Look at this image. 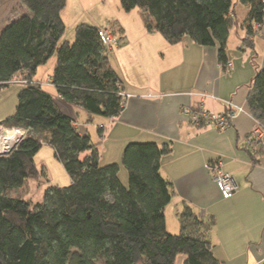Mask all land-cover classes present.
Listing matches in <instances>:
<instances>
[{
    "label": "trees",
    "instance_id": "trees-1",
    "mask_svg": "<svg viewBox=\"0 0 264 264\" xmlns=\"http://www.w3.org/2000/svg\"><path fill=\"white\" fill-rule=\"evenodd\" d=\"M17 1L30 14L0 34V91L16 82H36L38 70L55 57L49 79L61 101L90 117L117 118L124 109L123 91L108 59L115 48L104 46L98 36L104 27L78 25L74 41L62 42L66 0ZM238 2L249 8L241 28L245 47L252 48L264 23V0ZM120 7L144 14L146 30L170 45L187 38L217 47L218 62L226 68V45L236 26L232 0H120ZM110 25L115 34V24ZM118 39L120 47L124 38ZM17 86L15 112L2 124L27 135L0 156V264H174L180 254L184 264H222L209 240L212 218L185 207L178 216L180 233L166 231L165 209L173 193L160 162L171 151L169 143H129L120 164L101 165L99 144L79 133L45 88ZM246 104L264 127V69L255 76ZM43 144L63 166L69 186H47L38 203L11 196L26 181L43 176L34 159ZM121 166L128 187L119 178Z\"/></svg>",
    "mask_w": 264,
    "mask_h": 264
},
{
    "label": "crops",
    "instance_id": "crops-1",
    "mask_svg": "<svg viewBox=\"0 0 264 264\" xmlns=\"http://www.w3.org/2000/svg\"><path fill=\"white\" fill-rule=\"evenodd\" d=\"M79 1L71 0V5L78 6ZM232 2L236 26L226 45L230 71L219 64L217 47L198 46L187 38L170 45L159 34L146 30L144 14L138 10L126 13L115 1L107 0L104 3L110 13L104 21L93 23L86 18L84 24L101 29L114 23L115 37L124 38L120 47L108 54L123 93L130 96L122 113L109 119L113 122L107 125L106 119L90 117L61 101L53 87L45 90L61 112L77 121L80 134L92 138L89 128H96L101 165L119 164L129 143H169L171 151L160 162V174L171 183L173 193L165 209L166 231L180 233L178 216L188 207L197 216L214 220L209 240L218 261L263 264L264 144L247 143L256 124L248 113L246 99L255 76L264 69V23L252 39V48H246V31L241 25L249 8L237 0ZM68 4L66 0L61 13L64 25ZM43 69L38 70L37 81L45 76ZM227 104L242 107L247 113L235 116L225 131L193 124L181 114L185 107L224 114ZM103 125L107 126L98 139V126ZM217 162L238 186L231 199L220 196L206 170Z\"/></svg>",
    "mask_w": 264,
    "mask_h": 264
},
{
    "label": "rangeland",
    "instance_id": "rangeland-1",
    "mask_svg": "<svg viewBox=\"0 0 264 264\" xmlns=\"http://www.w3.org/2000/svg\"><path fill=\"white\" fill-rule=\"evenodd\" d=\"M103 1L105 2L107 0H80L77 6L76 5L77 3L76 4L72 3L71 5V0H69L68 9L66 11L67 13L64 14L66 31L62 38V42L67 41V42L72 43L74 41L73 34L75 30L72 27L76 28L78 25L84 24L86 21V18H91L93 20V23H101L102 21H104V16H107L110 12H109V8L106 6V4ZM114 1L115 3H117L116 6H118V8L121 9L120 0H113V2ZM29 14L30 12L25 7H23L17 0H0V34L11 22L19 19L22 16L29 15ZM106 26H108L111 30L110 24H107ZM255 28L257 29L258 27H255ZM111 33L113 36H115L112 30H111ZM243 44H244V41H243ZM55 62H56L55 57H52L50 61L48 62V64L45 67H43L45 76L51 72L53 66L55 65ZM41 76H42L41 77L42 81L26 82V84L27 85L38 84L39 86H42L43 88H47V89L50 87H53L51 84V80L48 79V76L47 78L43 74ZM18 84L21 86V83L16 82V83H13V85H9L7 88L2 89L0 91V135L2 134L4 130H12V129H8L5 126H3L2 122L6 118L12 116L15 112V107L17 104V91L19 88L17 86ZM227 107H228V110L225 113L231 114V112L229 111L230 107L229 106ZM235 116L233 118H235ZM184 117L187 118L186 116ZM79 121H82L84 122V124H86L85 121H83L82 119H80ZM112 122H113L112 120H107V125H111ZM74 124L76 128L79 129V126L76 120H74ZM255 124H257L256 121H255ZM107 125L98 126V128L102 132V130H104ZM25 133L26 134L22 135L23 139L21 138L20 142L25 139L27 135V131ZM89 133L91 134V137H92L91 138L92 143L93 144L98 143V140H97L98 135L96 134V128L94 126H91L89 128ZM99 137L98 139H101L102 134H101V137L100 138ZM249 139L247 140V143L250 145L254 143H264V142H256L255 140L249 141ZM17 146H15L11 151L7 153H3V155H0V156H5V155L10 154L14 149L17 148ZM42 146L43 147L37 152L34 159H35V163L38 166V168L42 170L43 176L39 178L38 180L26 181L20 189L13 190L10 193L11 196H17L23 200L30 201L32 203H38L42 200L43 192L47 186L52 185V186H59L61 188L69 186V178L67 174L65 173L61 163L56 159L52 149L45 146L44 144ZM102 165H105V164H102ZM206 170L208 171V173L212 177V180L214 181L213 171H209L207 167H206ZM221 170H222V167H221ZM119 178L121 182L123 183V185L128 187V175H127L126 170H124L122 166L119 172ZM184 261H185V255L180 254L176 257L174 264H184Z\"/></svg>",
    "mask_w": 264,
    "mask_h": 264
},
{
    "label": "built area",
    "instance_id": "built-area-1",
    "mask_svg": "<svg viewBox=\"0 0 264 264\" xmlns=\"http://www.w3.org/2000/svg\"><path fill=\"white\" fill-rule=\"evenodd\" d=\"M98 36L101 43L108 48H116L120 44L119 39L112 35L111 30L108 26L101 29L98 33ZM225 69L226 71H230L231 65L227 64ZM21 84L26 85V82H22ZM120 96L122 97L123 104L125 106L126 102L130 99V96L124 93H121ZM228 106L230 107L229 111L231 112V114H214L204 109L193 110L189 107L182 108L181 114L183 116H186L193 124L205 126L212 125L220 131H225L230 127V122L232 121V119H234L233 117L235 115L237 116L247 113L246 110L242 107L233 106L232 104H228ZM4 131L19 135V139H17L13 148L19 144L21 138L23 139L22 135L26 134V130L24 131L22 129H12ZM252 140H255L256 142H264V127L260 126L258 123L256 124L250 136L249 141ZM13 148H11L9 151H11ZM0 155H3V153H0ZM206 167L209 171H213L214 173V183L218 189V192L220 193V196L225 200L231 199L238 190V186L234 179L229 174L224 173L221 170L222 165L220 162L209 164Z\"/></svg>",
    "mask_w": 264,
    "mask_h": 264
},
{
    "label": "bare ground",
    "instance_id": "bare-ground-1",
    "mask_svg": "<svg viewBox=\"0 0 264 264\" xmlns=\"http://www.w3.org/2000/svg\"><path fill=\"white\" fill-rule=\"evenodd\" d=\"M19 135L3 131L0 135V153H6L15 145Z\"/></svg>",
    "mask_w": 264,
    "mask_h": 264
}]
</instances>
